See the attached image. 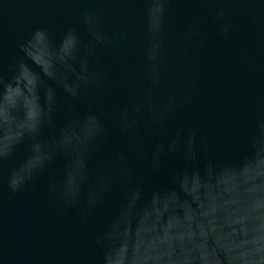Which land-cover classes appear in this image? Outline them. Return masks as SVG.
Wrapping results in <instances>:
<instances>
[{"label":"water","instance_id":"95a60500","mask_svg":"<svg viewBox=\"0 0 264 264\" xmlns=\"http://www.w3.org/2000/svg\"><path fill=\"white\" fill-rule=\"evenodd\" d=\"M165 8L158 80L153 84L148 60L149 0H0V75L6 81H11L16 61L24 58L19 46L37 30L46 31L53 50L71 30L77 41L72 66L80 72L85 61L94 81L87 88L81 85L75 98L58 81H47L56 106L51 123L40 130L41 144L58 142L65 124L87 115L96 116L107 131L85 155L87 180L71 203L64 191L74 153L69 155L59 145L42 149L50 159L16 191L9 187V179L30 158L32 140L26 137L13 147L10 157L0 160V264H102L105 252L120 243L118 235L108 237L113 224L119 225L117 234L124 231L122 210L137 186L129 216V244L135 242L145 211V247L172 227L167 233L171 244H159L148 253L159 257L155 264H200L197 246L215 247L216 236L231 248L229 255L237 257L233 264H264L261 181L233 184L231 174L222 175L220 188L206 192L201 188L202 208L191 202V198L199 199V177L193 176L188 185L190 196L173 181L174 174L187 167L190 173L198 170L203 182L207 165L218 174L229 166L239 168L254 155L252 138L260 139L257 125L264 120V0H168ZM26 63L39 71L31 61ZM66 78L69 84L76 80L72 72ZM149 90L156 110L170 96L182 106L174 104L159 123L150 120L145 107L136 117L138 126L124 134L120 125L125 110L131 114ZM38 102L45 107L43 89ZM190 131L195 132V157L186 161L184 146ZM178 133V149L167 153ZM158 143L164 144L165 154L158 171H153L152 155ZM117 154L123 157L124 177L116 167ZM101 172L111 175L112 182L89 206V193L98 188ZM254 186L257 192L248 193ZM171 191L179 201L191 203L190 223L185 220L187 204L184 209L172 204L167 208L172 197L165 194ZM154 192L159 193L160 203L153 212ZM253 201L261 205L258 210H251ZM210 227L212 234L202 241L201 228L208 232ZM181 235L183 240L178 239ZM241 254L244 260L239 259ZM217 256L220 264H227L223 249H217Z\"/></svg>","mask_w":264,"mask_h":264},{"label":"clouds","instance_id":"9594fccd","mask_svg":"<svg viewBox=\"0 0 264 264\" xmlns=\"http://www.w3.org/2000/svg\"><path fill=\"white\" fill-rule=\"evenodd\" d=\"M167 2L168 0H149L151 46L148 60L152 62L150 68L152 74L149 78L153 84L158 80V76L155 75V73L157 72L160 59L161 40L159 39V34L166 13L165 5ZM85 19L90 20L91 17L86 16ZM96 39L98 41L100 40L98 36ZM76 43L77 41L74 34L69 30L60 47L53 50L46 31L37 30L30 40L19 46L24 58H20L16 61L11 81H6L3 76L0 75V160L10 157L13 147L22 143L26 137L32 140L30 158H28L19 169H15L11 173L9 187L13 191L18 190L26 179L31 178L33 171L41 167L46 158L50 159V156H45L42 153V149L51 148L54 150L59 145V147L69 155L74 153V158L67 172L64 191L67 202L71 203L87 180V171L84 163L85 155L99 139L107 135V131L100 123L99 119L94 115H87L83 120H72L65 124V126L61 128L58 142L53 141L51 145H42L39 141L40 130L45 123H51L52 113L56 106L54 91L48 86L47 81H58L62 85L63 90L74 98L77 96V90L81 88V85L87 88L90 84L94 83L88 73L85 61H81L80 63V72H76L72 66V61L75 59L74 49ZM26 60L31 61L39 71L30 68ZM67 72H72L76 76V80L71 84H69L66 78ZM41 89L44 91V108H42L38 102V93ZM150 91L151 90H149V95L145 100L132 107L131 114H129L127 109L125 110L120 125L121 131L124 134H129L134 126H138L139 121L136 117L145 107H147L150 113V120L153 123H159L164 120L168 112L172 111L174 104L177 107L182 106V103H176L175 98L170 96L163 105V108L161 110H156L153 108ZM16 113H20V115H16ZM257 126L260 139L257 140L255 136L252 138L254 155L251 158H245L239 168L229 166L228 168L222 169L218 174H214L213 168L211 164H209L206 166L207 178L204 179L203 182L198 170L195 169L190 173L188 168L185 167L183 171L174 174V183L179 184L181 191L188 196H190L188 194V185L192 177H199L201 187L198 202L193 201L191 198V202L195 203L197 208L203 207L201 203V188H203L205 192L210 187H214L215 189L220 188L219 178L225 174H231L234 177L233 184L237 181L243 184L261 181V190H264V120L258 121ZM178 138L179 133L177 134V138L173 139L168 144L167 153H172L178 149ZM204 147L206 148L207 145L205 144ZM184 153L186 161H190L195 157L194 131H190L187 134ZM163 154H165L164 144L158 143L152 155V162L154 165L153 171H158L160 157ZM122 160L123 157L117 154L116 167L119 170V175L124 177L126 170L120 167V162ZM111 182V175H105L102 172L98 174V188L90 191L89 206L94 205L97 199L107 191ZM247 191L248 193L255 194L257 192V187H251L247 189ZM138 192L139 186L133 191L130 202L122 210L123 223L125 225L124 231L117 234L115 229L118 228L119 225H112L113 233L110 234L108 238L111 240L113 235H118L120 243L119 245H114L105 252L102 264H146L150 259L153 260V264H155V261L158 260L159 257H152L148 255V253L159 244H171V238L167 233L172 227L164 231L165 236L162 239H157L145 247L144 241L142 240V229L148 216L147 211H145L138 222L135 231V242L131 245L129 244V216L131 215L132 207L137 199ZM169 195L172 197V200L167 208L172 204L178 205L184 209L183 205L187 204L188 215L185 220L190 223L193 219L190 214L193 211L191 203L189 201H179L175 191L165 194V196ZM158 203H160V195L154 192L151 200L153 212L159 209L156 207ZM260 206L259 202L253 201L251 210H258ZM214 211L215 208L213 207L211 212ZM208 214V212H201L202 216H207ZM262 227H264V225H262ZM210 234H212L211 227L208 232H205L203 228H201L200 238L202 241H206ZM187 235L188 239L191 240L192 233L188 232ZM178 239L183 240L184 236L181 235ZM214 243L215 247L211 249H209L206 243H201L197 246L200 252V264H220L219 257L217 256V249H223L227 264H233V261H235L237 257L229 255L231 248L222 244L218 236L215 237ZM253 243H256V241H253ZM236 247H242V245H236ZM142 248L144 249L143 254L141 252ZM259 251L260 248H257V252ZM244 258L243 254L239 257L240 260H244Z\"/></svg>","mask_w":264,"mask_h":264}]
</instances>
